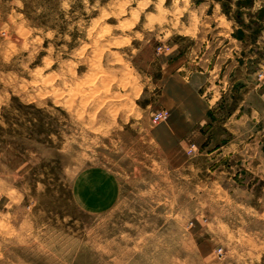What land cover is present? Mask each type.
Listing matches in <instances>:
<instances>
[{
    "label": "rangeland",
    "instance_id": "obj_1",
    "mask_svg": "<svg viewBox=\"0 0 264 264\" xmlns=\"http://www.w3.org/2000/svg\"><path fill=\"white\" fill-rule=\"evenodd\" d=\"M218 11L263 58L264 0H0V264H264L150 138L162 54Z\"/></svg>",
    "mask_w": 264,
    "mask_h": 264
},
{
    "label": "crops",
    "instance_id": "obj_2",
    "mask_svg": "<svg viewBox=\"0 0 264 264\" xmlns=\"http://www.w3.org/2000/svg\"><path fill=\"white\" fill-rule=\"evenodd\" d=\"M210 24L212 39L202 31L193 45L162 54L161 106L170 117L150 138L179 168L190 161L184 150L196 147L191 159L209 165L212 193L227 199L217 202L225 212L217 221L225 218L230 240L251 244L245 256L257 258L264 243V57L234 37L236 23L221 11Z\"/></svg>",
    "mask_w": 264,
    "mask_h": 264
},
{
    "label": "built area",
    "instance_id": "obj_3",
    "mask_svg": "<svg viewBox=\"0 0 264 264\" xmlns=\"http://www.w3.org/2000/svg\"><path fill=\"white\" fill-rule=\"evenodd\" d=\"M168 116H169L168 111H166L165 109L160 110V111L153 113L152 121H153V123H159L163 120H166L168 118ZM194 148H195V146L193 145L192 149H194Z\"/></svg>",
    "mask_w": 264,
    "mask_h": 264
},
{
    "label": "trees",
    "instance_id": "obj_4",
    "mask_svg": "<svg viewBox=\"0 0 264 264\" xmlns=\"http://www.w3.org/2000/svg\"><path fill=\"white\" fill-rule=\"evenodd\" d=\"M240 19H241V15L240 14H237L236 16V21L240 22ZM241 23V22H240Z\"/></svg>",
    "mask_w": 264,
    "mask_h": 264
}]
</instances>
